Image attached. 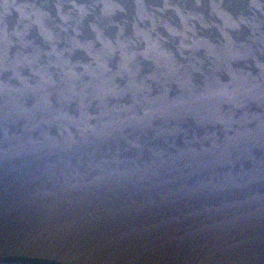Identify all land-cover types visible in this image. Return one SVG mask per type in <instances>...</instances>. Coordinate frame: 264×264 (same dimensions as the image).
Segmentation results:
<instances>
[{
	"label": "water",
	"instance_id": "obj_1",
	"mask_svg": "<svg viewBox=\"0 0 264 264\" xmlns=\"http://www.w3.org/2000/svg\"><path fill=\"white\" fill-rule=\"evenodd\" d=\"M0 264H264V0H0Z\"/></svg>",
	"mask_w": 264,
	"mask_h": 264
}]
</instances>
